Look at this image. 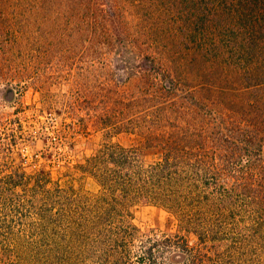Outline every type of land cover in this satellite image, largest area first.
<instances>
[{
    "label": "trees",
    "instance_id": "1",
    "mask_svg": "<svg viewBox=\"0 0 264 264\" xmlns=\"http://www.w3.org/2000/svg\"><path fill=\"white\" fill-rule=\"evenodd\" d=\"M67 5L82 14L90 47L114 56L104 58L114 84H103L100 105L93 90L70 99L103 142L80 173L0 179V264H264V0ZM23 6L38 4L0 0V58L26 24ZM133 45L148 51L135 72ZM133 75V90L115 89ZM125 133L161 159L147 164L139 146L114 141ZM83 176L97 192L76 187ZM145 204L174 214L197 243L141 233L134 208ZM20 222L31 236L15 234Z\"/></svg>",
    "mask_w": 264,
    "mask_h": 264
},
{
    "label": "rangeland",
    "instance_id": "2",
    "mask_svg": "<svg viewBox=\"0 0 264 264\" xmlns=\"http://www.w3.org/2000/svg\"><path fill=\"white\" fill-rule=\"evenodd\" d=\"M23 2L38 6L33 9L23 6L20 17L26 24L20 27L17 37L11 40L12 46L6 47V55L0 58V179L15 170L30 175L43 169L51 172L54 179L80 173L78 164L100 147L103 133L92 130L84 108L75 112L69 108L70 99L76 95L81 102L85 92L93 90L97 97L94 105H100L103 84L110 79V85L114 84L113 70H105L104 58L112 60L114 56L111 57L112 51L103 56L106 46L99 49L98 41L90 47L82 14L73 15L67 0L65 5H59V0ZM39 4H44V8ZM125 9L124 16L135 19L130 4ZM147 53L145 49L138 53L133 45V72L137 69L135 62L142 61ZM137 79L133 75L115 89L129 92ZM84 106L81 104V108ZM114 141L139 146L147 164L162 157L159 148L143 146L135 134H121ZM74 183L85 192L99 189L90 176ZM134 213V222L143 234H184L191 245L197 243V236L193 232L183 233L175 215L160 206L139 205ZM14 226L16 235L31 234L21 222Z\"/></svg>",
    "mask_w": 264,
    "mask_h": 264
},
{
    "label": "water",
    "instance_id": "3",
    "mask_svg": "<svg viewBox=\"0 0 264 264\" xmlns=\"http://www.w3.org/2000/svg\"><path fill=\"white\" fill-rule=\"evenodd\" d=\"M12 94V93H11ZM13 95V94H12Z\"/></svg>",
    "mask_w": 264,
    "mask_h": 264
}]
</instances>
